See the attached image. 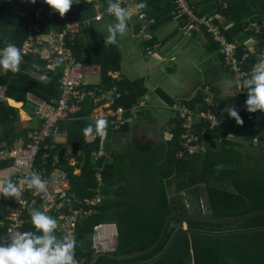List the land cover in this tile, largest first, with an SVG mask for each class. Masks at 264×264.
Listing matches in <instances>:
<instances>
[{"label":"trees","instance_id":"1","mask_svg":"<svg viewBox=\"0 0 264 264\" xmlns=\"http://www.w3.org/2000/svg\"><path fill=\"white\" fill-rule=\"evenodd\" d=\"M189 1L198 15L213 16L217 22H220L218 17H224L226 22L233 23L224 32L230 40L238 37L237 40L241 42L240 55L245 46L244 38H256V47L243 65L250 72L264 47V0ZM108 3L109 0H79L61 16L44 0H35V3L30 0H0V46L20 44L33 33L60 32L68 23L94 17ZM141 3L145 5L141 8L148 17H154L158 23L173 21L174 11L175 16L177 13L174 0H140ZM180 21L182 25L185 20L182 17ZM255 23L260 31H257ZM203 31L210 39L209 49L220 52L219 43L213 40L205 27ZM105 40H96L89 35V29L82 28L77 33L73 50L78 59L101 66L102 80L98 86H118L122 97L117 103L131 109L138 103L145 88L140 82L110 76V71L120 69L121 52L117 43L107 44ZM222 59L225 63L224 57ZM23 60L27 63L25 68L40 72L47 80L40 81L27 73L16 72L10 76L0 72V84L7 85L8 95L18 101L26 100L30 92L44 100L58 97L61 69L47 73V62L34 53L24 56ZM184 102L196 112L210 108L220 118L214 99L198 97ZM197 102L202 105L197 107ZM92 108L91 101L87 100L81 112L61 122V127L68 129V142L76 152L82 153L77 165L61 164L70 172L74 190L80 196L93 194L90 188L96 186L98 164L94 162L92 153L100 148L103 139L93 136L94 141L89 142L83 133L85 127L94 123L83 117ZM257 111L264 115V112ZM238 113L243 123L238 124L233 118L227 128L221 125L210 130L204 121L196 125V132L201 138L215 141L209 145L206 153H197L189 159L177 157L182 148L183 128L182 122L175 117L174 135L166 147L149 151L138 158L131 152L106 162L103 172L106 186L102 191L107 195L114 194L115 198L104 199L94 216L79 223L75 245L77 261L89 264L97 253L93 247V235L96 226L102 223L117 224L118 243L114 253L124 254L154 244L165 217L172 211L182 214L239 215L264 208V146L240 145L230 137L232 130L240 135L247 125L254 124L255 112ZM19 120V110L6 101H0V141L11 142L16 136L27 132L17 128ZM110 129L113 128L108 122L105 131ZM81 164V173L74 175L75 167ZM111 183L118 185L113 191L108 187ZM133 185L135 188H132ZM11 203L12 197L1 194L0 221L3 224H0V243L9 233L7 215ZM184 224L174 218L161 244L144 256L113 259L104 255L96 264H264V215L235 224L190 221L187 228H184ZM24 231H36L30 218L23 227Z\"/></svg>","mask_w":264,"mask_h":264},{"label":"built area","instance_id":"2","mask_svg":"<svg viewBox=\"0 0 264 264\" xmlns=\"http://www.w3.org/2000/svg\"><path fill=\"white\" fill-rule=\"evenodd\" d=\"M139 0H116L120 5L130 10L133 15L138 16L142 22L140 34L144 40H154V34L148 27L154 23V18H149L147 13L141 9L134 10V5ZM177 7L176 19L178 22L183 17L184 24L180 30L190 32H204L203 28L211 35L214 41L219 43L220 53L225 63L233 73V77L240 85L247 78L249 71L243 68L244 63L250 58L252 47L245 45L240 55L238 50L241 42L237 39L230 40L224 32L222 23L217 22L213 16H200L194 11L189 0H174ZM105 15H111L107 7L103 12L96 14L93 18L84 21L68 23L60 32L33 33L22 43H13L27 56L37 53L48 61V72L62 66V75L59 81L60 95L50 100H43L36 106V115L40 120L39 125L32 128L26 136L18 137L14 142L0 141V178L11 177L21 189L18 197H12V203L7 215L8 232H23V227L30 218L33 209L44 210L56 217V232L63 235H71L75 241L79 223L92 216L93 207L101 204L103 195L101 188L104 185L102 171L105 161L109 157V151L105 145L106 135L102 139L99 149L93 151L94 162L101 163L96 174L97 186L92 190L91 196H80L74 190L73 180L70 172L62 167V162L75 165L79 162L81 153L74 149L62 147L58 139L68 138V129L61 127V122L73 118L80 112L86 99H92L95 103L92 120L107 118L113 129H119L125 125L130 117L123 107L115 106L114 98L105 90L87 87V76L95 72L93 66L86 61L78 59L73 45L77 33L82 28L91 26L92 20L100 21ZM257 31H260L259 25ZM5 46V45H4ZM4 46H0L3 48ZM264 57V47L260 58ZM9 74L12 71H1ZM7 87L0 84V101L7 99ZM240 94H247L245 89L239 88ZM171 110L182 122L183 133L182 150L180 155L190 157L197 153H206L208 144L204 138L196 132V125L204 121L210 130H215L222 125V120L212 110L196 112L186 102H175L170 106ZM94 141V137H91ZM62 164V165H61ZM9 171L7 175L3 171ZM77 170V169H76ZM74 171V175L78 171ZM39 175L45 181L46 191L40 192L34 187L29 188L23 183L25 176ZM1 196V194H0ZM3 224V221H0ZM75 264H80L75 256Z\"/></svg>","mask_w":264,"mask_h":264},{"label":"crops","instance_id":"3","mask_svg":"<svg viewBox=\"0 0 264 264\" xmlns=\"http://www.w3.org/2000/svg\"><path fill=\"white\" fill-rule=\"evenodd\" d=\"M139 4L140 0L134 5V10H143L141 7H138ZM104 9L105 8L99 10L97 14L103 12ZM218 18H220L219 21L224 28L233 26V23L226 22L224 17ZM154 20V23L148 27L149 31L154 34V40L152 41L143 39L140 34L142 22L136 15L131 16L128 20L125 33L122 36L117 34L116 38L117 46L121 52V65L119 70L110 71V76L114 79H125L134 83L140 82L145 88V92L139 97L138 103L133 108L126 109L117 103L122 97V92L119 90L118 86L114 85L111 88L98 86L102 80L101 66L99 64L89 63L93 66L95 72H90L88 76L98 75L99 79L89 80L87 76V87L105 90L106 93L114 98L115 106L125 108L127 110V116L130 117V120L125 125L121 126V128L108 130L105 138V145L109 151V157L103 160L105 163L112 162L116 156H125L131 152L138 158L149 153V151L166 147L170 140H172L174 135L173 129L176 127L175 114L170 108L175 101L188 102L198 97L203 100L207 97L214 99L215 110L223 121L222 126L226 128L231 124L233 119L228 116L226 111L228 107H234L238 112H247L245 111L246 95L238 92L239 88L237 87L239 84L228 70L220 52L218 50L209 49L208 44H210V39L205 32L186 34V32L180 30L181 21L178 22L176 19L175 11L173 21L158 23L155 18ZM114 22L115 18L112 15H105L100 21L92 20L91 26L86 29H89V35L96 40H105L109 34L107 27ZM243 43L254 49L257 42L256 38L248 36V38H244ZM38 55L40 56V54ZM23 57L19 66V71L17 72L27 73L40 81H46L47 78L40 72L24 67L27 63L23 60ZM40 58L45 60L48 65L46 59L42 58V56H40ZM58 68L62 71V66H57L56 70L53 72H56ZM46 72L49 73L50 70L48 72L47 69ZM14 73L16 72H11L9 75L11 76ZM6 94L7 99L2 100V102L6 101L9 105L19 110L20 120L16 126L20 131L21 129L27 131L26 133L24 132L16 136L11 142L3 140L12 144L16 138L26 136L32 128L39 125L40 120L35 110L38 103L44 99L30 92L27 94L26 100L18 101L11 98L7 92ZM87 100L91 101L93 108L83 117L95 122L91 119V115L95 109V103L92 99H86L85 102ZM11 102H15L18 106L13 105ZM84 103L80 112L84 109ZM196 105L200 107L202 103L197 102ZM254 116V124L247 125L240 135L234 130L231 131L230 137L240 145L264 146V115L257 111ZM104 119L111 124L109 119ZM91 137L92 135L87 136V141L91 142ZM58 141L60 146L74 149L73 145L68 142V138L60 137ZM208 141L207 144L209 146L210 141L213 142V140L211 139ZM181 150L182 148L178 151L177 157L183 159H189L191 157H182L180 155ZM126 161H129V159L126 158ZM97 164L96 174L100 165H102L101 163ZM81 166L82 164L75 167L74 171L76 169V171H78L75 175L81 173ZM104 171L105 169H103L102 175ZM128 172L129 171H127L125 175H127ZM8 173L9 171L7 170L3 171L4 175ZM117 176H120V174H117ZM96 186L90 188L93 194L95 192L92 189ZM105 186L104 181V185L101 188L103 201L110 197L115 198L112 193H110V195L103 193L102 189ZM117 186V184L112 185L111 183L108 187L113 191ZM132 188H135V186L133 185ZM99 205L93 207L94 212L92 216L98 212ZM46 213L52 215L56 220L53 214L49 212ZM185 225L186 224H184V228H187V225ZM56 233L62 236L58 232ZM117 243L118 227L115 222H106L96 226L93 235V247L97 250L96 254L114 253Z\"/></svg>","mask_w":264,"mask_h":264},{"label":"clouds","instance_id":"4","mask_svg":"<svg viewBox=\"0 0 264 264\" xmlns=\"http://www.w3.org/2000/svg\"><path fill=\"white\" fill-rule=\"evenodd\" d=\"M35 3V0H30ZM63 16L74 3L79 0H44ZM143 3L138 7H144ZM107 11L115 18V22L107 27V44L116 43L117 34L125 33L128 20L133 13L122 7L119 2L109 0ZM24 53L12 43L0 48V71H19V66ZM247 92L245 105L248 112L260 110L264 112V57L258 59L247 78L237 87ZM228 116L234 118L240 124L241 116L234 107L226 109ZM107 120L98 118L94 123L83 129L85 136L106 135ZM23 183L29 188H35L40 192L46 191L45 181L39 175L25 176ZM0 194L5 197H18L21 189L11 177L0 178ZM31 223L36 231H24L20 233H8L4 242L0 243V264H75L74 248L76 241L71 235L58 237L55 234L57 221L47 215L46 212L33 209L30 213Z\"/></svg>","mask_w":264,"mask_h":264},{"label":"water","instance_id":"5","mask_svg":"<svg viewBox=\"0 0 264 264\" xmlns=\"http://www.w3.org/2000/svg\"><path fill=\"white\" fill-rule=\"evenodd\" d=\"M264 215V208L255 209L244 214L239 215H215L211 213H202V214H182L177 211H172L164 219L163 226L160 232V235L156 242L149 246L148 248L136 250L124 254H115V253H98L96 254L89 264H95L97 260L104 255H108L113 259H131L136 257L144 256L153 250H155L163 241L167 229L174 218H177L183 221L186 225L190 221H199V222H208V223H225V224H235L241 221L258 217Z\"/></svg>","mask_w":264,"mask_h":264},{"label":"rangeland","instance_id":"6","mask_svg":"<svg viewBox=\"0 0 264 264\" xmlns=\"http://www.w3.org/2000/svg\"><path fill=\"white\" fill-rule=\"evenodd\" d=\"M89 80H98L99 79V76L98 75H89L88 76ZM25 109V108H24ZM222 124H223V121H222ZM215 141L211 142L210 141V145H213ZM209 147V146H208ZM40 211H43V210H40ZM44 212V211H43ZM47 215H50L48 213H46ZM51 217H53L52 215H50ZM54 218V217H53ZM186 226V225H185Z\"/></svg>","mask_w":264,"mask_h":264},{"label":"bare ground","instance_id":"7","mask_svg":"<svg viewBox=\"0 0 264 264\" xmlns=\"http://www.w3.org/2000/svg\"><path fill=\"white\" fill-rule=\"evenodd\" d=\"M13 105H15V106H18V104H16L15 102H11Z\"/></svg>","mask_w":264,"mask_h":264}]
</instances>
